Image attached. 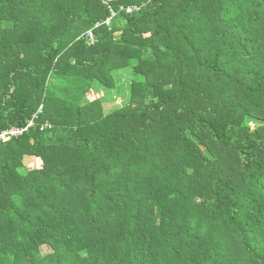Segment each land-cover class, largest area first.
I'll return each mask as SVG.
<instances>
[{
	"label": "trees",
	"instance_id": "1",
	"mask_svg": "<svg viewBox=\"0 0 264 264\" xmlns=\"http://www.w3.org/2000/svg\"><path fill=\"white\" fill-rule=\"evenodd\" d=\"M37 114L0 264H264V0H0V132Z\"/></svg>",
	"mask_w": 264,
	"mask_h": 264
},
{
	"label": "rangeland",
	"instance_id": "2",
	"mask_svg": "<svg viewBox=\"0 0 264 264\" xmlns=\"http://www.w3.org/2000/svg\"><path fill=\"white\" fill-rule=\"evenodd\" d=\"M130 71H121L117 72L116 76H114L115 83L118 86L119 90L114 91L113 93L110 91H91L87 95L89 100H97L101 99L103 103L105 104V111L110 112L112 110L118 109L130 102V91H129V85L131 82V78L129 77ZM35 159L27 158L25 162L27 165H30L33 163ZM35 165H38V162L35 163Z\"/></svg>",
	"mask_w": 264,
	"mask_h": 264
},
{
	"label": "built area",
	"instance_id": "3",
	"mask_svg": "<svg viewBox=\"0 0 264 264\" xmlns=\"http://www.w3.org/2000/svg\"><path fill=\"white\" fill-rule=\"evenodd\" d=\"M121 11H125V13H127V14H132L134 12L139 11V8L138 7H128V8L122 7ZM116 15H117V12L111 9V16L108 19L107 23H109ZM98 26H99V24L96 25V27H98ZM87 37H88L90 42L93 43L95 41L94 34L92 32H88ZM39 113H40V111H39ZM37 119H38V114L35 115L33 120L31 122H29V124L24 128H15L14 127V128L9 129V130L0 132V143H6V142L10 141L11 139L17 138V137L23 135L24 133L28 132V130L34 126L35 120H37ZM45 126H48V125H45Z\"/></svg>",
	"mask_w": 264,
	"mask_h": 264
}]
</instances>
